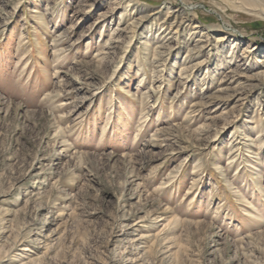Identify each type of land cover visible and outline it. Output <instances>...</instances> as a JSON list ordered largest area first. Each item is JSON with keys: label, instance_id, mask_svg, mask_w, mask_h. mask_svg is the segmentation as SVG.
<instances>
[{"label": "rangeland", "instance_id": "rangeland-1", "mask_svg": "<svg viewBox=\"0 0 264 264\" xmlns=\"http://www.w3.org/2000/svg\"><path fill=\"white\" fill-rule=\"evenodd\" d=\"M251 1L0 0V264H264Z\"/></svg>", "mask_w": 264, "mask_h": 264}, {"label": "bare ground", "instance_id": "bare-ground-1", "mask_svg": "<svg viewBox=\"0 0 264 264\" xmlns=\"http://www.w3.org/2000/svg\"><path fill=\"white\" fill-rule=\"evenodd\" d=\"M238 1L242 2V3H246V4L252 3V1L250 2V0H238ZM166 14L167 15L165 16V18L161 22L162 24L170 23L171 27H173L174 25L180 27L185 22V20H184V18L182 16L183 14H181L180 9H176V8L169 9V11ZM161 27H163V26H161ZM194 28H197V27H194ZM113 35L115 36V34H113ZM112 41H113V43H118L117 40H112ZM59 50H60L59 52H57V51L54 52L53 55L57 56L58 58H61L60 56L63 54L62 53L63 51H62V49H59ZM166 212H167V210L164 209V213L165 214H166Z\"/></svg>", "mask_w": 264, "mask_h": 264}]
</instances>
